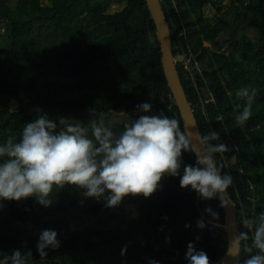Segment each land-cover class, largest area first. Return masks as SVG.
Returning <instances> with one entry per match:
<instances>
[{"label":"trees","instance_id":"16d2710c","mask_svg":"<svg viewBox=\"0 0 264 264\" xmlns=\"http://www.w3.org/2000/svg\"><path fill=\"white\" fill-rule=\"evenodd\" d=\"M128 1L116 0L118 8L110 11L109 1L0 0V30L5 28L0 34V144L9 135L19 140L25 123L42 114L89 128L103 118L119 134L142 114L136 105L143 102L152 104L149 115L163 109L184 130L163 73L151 12L145 0ZM160 2L201 135L215 130L220 143H232L228 154L237 164L227 190L239 230L251 237L240 221L264 211V0ZM210 4L215 6L211 19L204 16ZM240 88L255 93L243 128L235 119L245 104L235 97ZM214 156L222 174H230L223 156ZM195 159L192 150L182 152V164ZM241 166L246 174L237 170ZM179 180L165 176L149 198L127 196L115 208L84 198L76 186L54 187L49 207L34 198L25 206L0 200V259L15 249H31L29 264H41L36 243L42 230L52 229L61 246L46 249L48 264H149L152 259L188 264L189 242L214 264L229 248L225 212L218 199L200 200ZM208 207L219 214L218 221L205 212ZM200 218L204 229L197 227ZM244 244L251 239L241 243L242 261L248 256Z\"/></svg>","mask_w":264,"mask_h":264},{"label":"clouds","instance_id":"9594fccd","mask_svg":"<svg viewBox=\"0 0 264 264\" xmlns=\"http://www.w3.org/2000/svg\"><path fill=\"white\" fill-rule=\"evenodd\" d=\"M235 97L245 101L235 118L237 126L243 128L252 115L255 93L240 88ZM136 109L142 114L125 123L119 134L106 126L103 118L93 121L90 128L65 123L62 118L49 119L47 114L26 122L19 140L9 135L0 144V157H6L0 162V200L34 198L41 206L49 207L54 187L76 186L84 198L104 201L105 207L115 208L127 196L149 198L162 187L165 176H179L181 188H190L203 201L219 199L224 207V194L233 179L230 174H222V165L215 160V153L229 151L226 144L219 142L220 133L212 130L200 136L203 148L196 154L195 164H182V152L192 150L190 131L182 130L178 120L170 119L163 109L149 115L152 104L148 102L136 105ZM213 141L216 143H210ZM205 212L218 221L219 214L211 207ZM240 223L251 231V237L248 231L236 233L227 255L236 264H264V211L244 217ZM197 227H206L203 218L197 220ZM249 239L251 244H244L243 249L248 256L241 262V243ZM166 242L170 243V238ZM60 246L55 230H42L36 243L41 264H48L46 249L57 250ZM125 252L126 246L121 254ZM31 257V249H15L10 255L4 254L0 264H29ZM185 259L188 264H210L207 253L198 250L193 242L187 245ZM149 264L159 261L152 259Z\"/></svg>","mask_w":264,"mask_h":264},{"label":"water","instance_id":"95a60500","mask_svg":"<svg viewBox=\"0 0 264 264\" xmlns=\"http://www.w3.org/2000/svg\"><path fill=\"white\" fill-rule=\"evenodd\" d=\"M145 1L155 23L161 50V63L163 73L166 76L168 86L172 92V95L178 107L183 129L189 130L191 133L192 152L196 157V154L203 148V145L200 143L199 139V137L202 135L193 109L188 101L187 95L180 79L181 76L179 68H177V63L173 54L171 27L167 20V16L162 8L160 0ZM223 203L224 207H222V209L223 212H225L226 217V222L225 225H223V229H225L226 231V235L228 238V246H230V240L240 230L237 218L236 205L232 200L228 190H226L224 194ZM239 260L242 262V245L240 249ZM214 264H236V261L235 259L226 254Z\"/></svg>","mask_w":264,"mask_h":264},{"label":"rangeland","instance_id":"374dc122","mask_svg":"<svg viewBox=\"0 0 264 264\" xmlns=\"http://www.w3.org/2000/svg\"><path fill=\"white\" fill-rule=\"evenodd\" d=\"M87 1L90 2V3H95V4H97L98 2H102L103 4H105V3H107L109 1L110 2L109 3V10L110 11H114L115 9L118 8L117 3H116V0H87ZM219 1H221L220 3H223V5H228L229 4V0H219ZM128 2L130 3L131 1L129 0ZM214 7L215 6H213L212 4H210V6H207L205 8V10H204V16L206 18H209V19L212 18V15L215 12ZM4 29L5 28H1L0 34H3L5 32ZM95 34L96 35H99V36L101 35L100 32H98V31H96ZM180 62H183V59H180ZM13 105H14V108H15V102H13ZM11 202H13L17 206H25L26 203H27V199L26 200L19 201V202H17V201H11Z\"/></svg>","mask_w":264,"mask_h":264},{"label":"built area","instance_id":"2783aa9c","mask_svg":"<svg viewBox=\"0 0 264 264\" xmlns=\"http://www.w3.org/2000/svg\"><path fill=\"white\" fill-rule=\"evenodd\" d=\"M212 101V100H210ZM210 101H206V103L210 102ZM221 143H224L227 145L228 149H230L232 147V143L230 142H221ZM223 156V159H225L226 163H227V166L230 170V174L232 177H234V166L237 164L236 162L237 161H233L230 157H229V154H228V151L221 154ZM239 171L240 174H246V171H245V168L243 166L239 167L237 169ZM251 188H253V185H251ZM248 199H252L251 197H248ZM237 218H238V215H237ZM239 223V221H238Z\"/></svg>","mask_w":264,"mask_h":264}]
</instances>
